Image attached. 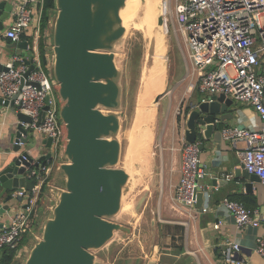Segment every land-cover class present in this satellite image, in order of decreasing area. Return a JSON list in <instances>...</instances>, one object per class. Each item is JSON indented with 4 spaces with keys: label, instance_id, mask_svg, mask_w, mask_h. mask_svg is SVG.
Listing matches in <instances>:
<instances>
[{
    "label": "water",
    "instance_id": "95a60500",
    "mask_svg": "<svg viewBox=\"0 0 264 264\" xmlns=\"http://www.w3.org/2000/svg\"><path fill=\"white\" fill-rule=\"evenodd\" d=\"M127 0H56L57 17L53 27L52 77L58 84L61 100L60 118L66 124L67 143L61 156L63 162L58 170L64 176V188L58 196L49 217L42 227V238L31 248L24 264H95L94 251L105 246L116 231L130 232L128 226L112 220L122 208L124 189L129 173L119 167L122 143L118 138L121 116L120 69L116 62L115 48L124 37L126 27L121 9ZM0 4V29L4 14ZM166 19L162 15L158 24ZM167 23V22H166ZM24 50L28 42H14V47ZM29 62L32 59H28ZM34 68L32 64L31 69ZM162 94L155 98L158 103ZM202 96L189 106L186 114L184 139L196 142L204 148V139H211L215 129L233 114L226 112L233 99L224 94L214 96L212 101ZM10 108L15 112L14 103ZM47 105L41 112L39 123L44 120ZM107 111V112H106ZM17 140L24 145L33 142L28 137L36 133L26 129L23 123L31 118L18 112ZM51 147L52 139H46ZM16 154L8 156L7 163L0 166V199L9 202L22 201L14 192L20 188L32 191L36 181L28 176L26 167L54 165L51 150L38 159L29 149L15 145ZM5 162V160H4ZM212 189L227 182V177L248 179L246 188L251 190L260 178L250 174L242 164L239 168L227 165L216 168ZM198 190V203L210 193V186Z\"/></svg>",
    "mask_w": 264,
    "mask_h": 264
},
{
    "label": "built area",
    "instance_id": "2783aa9c",
    "mask_svg": "<svg viewBox=\"0 0 264 264\" xmlns=\"http://www.w3.org/2000/svg\"><path fill=\"white\" fill-rule=\"evenodd\" d=\"M45 4L46 0H17L14 20L5 36L18 42L33 24L36 23L38 29L29 47L30 56L15 54L7 62H0V89L2 105L10 107L14 103L17 112L31 118V122L23 123L26 129L33 128L52 139L55 165L60 161L58 157L62 156L68 139L66 124L59 114L61 104L52 97L58 84L40 70V23ZM172 13L166 12V18L175 20L185 32L192 64L190 72L197 77V88L203 96L212 101L214 96L224 94L252 107L258 114L260 124L226 126L221 129V134L223 139L234 144L245 141L241 151L242 164L250 174L258 176L264 186V0H175ZM47 105L44 120L39 123ZM15 145L24 146V142L18 139ZM182 151V174L176 199L193 207L198 202V190L202 189L200 180L207 170L201 161L198 141H185ZM26 169L36 184L31 192L20 188L14 193L26 199V206L14 213L10 224L0 223V259L5 247H14L30 230L28 222L42 187L47 185L50 189V164L36 168L32 163ZM220 205L234 217L241 231L248 226L263 227L257 235L255 250L264 259V221L259 208H249L231 198H224ZM219 226V222L214 224L215 229ZM41 238L35 236V241ZM224 245L223 259L227 263L250 264L241 257L242 246L238 241L227 238Z\"/></svg>",
    "mask_w": 264,
    "mask_h": 264
},
{
    "label": "crops",
    "instance_id": "0c3cea01",
    "mask_svg": "<svg viewBox=\"0 0 264 264\" xmlns=\"http://www.w3.org/2000/svg\"><path fill=\"white\" fill-rule=\"evenodd\" d=\"M0 4H2L1 12L5 16L2 21L3 29H0V62H7L15 54L30 56L31 49L29 47L33 44L38 29L36 23L20 41L28 42L26 45L28 49L21 48L24 46L23 43L20 48L14 47V42L5 36V31L14 20L17 0H0ZM52 36L53 25L49 20L46 38L49 48L53 45ZM185 41L187 43L186 39ZM25 51H27L26 55H24ZM47 55L51 71L54 61L53 51L49 49ZM190 74L192 77L191 72L189 76ZM194 77L196 90L183 98L185 107L196 102L197 99L193 98L195 94H201L198 100L203 96L197 88V77L193 76L192 78ZM204 97L207 98V96ZM190 110L188 108L187 113ZM226 112L232 113L233 117L223 120L221 128L214 130L212 138L203 141L204 148L201 149L200 157L202 164L206 167L207 174L200 180V186L204 190L203 187L209 185L211 191L209 194H205L202 203L197 202L193 207L186 206L176 199L182 174L185 118H183V125L179 131L175 126L174 118L170 117V114L168 115L160 139L159 164L158 167L154 164L148 180L147 198H152V202L147 208V216L139 222L138 217H141V213H139L135 218L136 225L139 227H129L130 232L116 231L114 237L105 246L94 251L96 254L95 264H229L223 259L226 250L224 241L227 238L241 244V257L249 261L250 264H264V259L255 250L257 235L263 230V227L248 226L241 231L238 229L234 217L220 205L224 198L235 199L249 208H259L264 221V186L260 181H255L252 189L249 190L245 185L249 180L243 176L235 177L234 173L227 177V182L218 185L216 189H212L211 186L212 178L217 176L216 168H225L227 165L239 168L242 165L241 151L245 147V141L241 140L234 144L230 140H225L222 137L221 129L235 124L244 126L253 123L260 124V118L256 111L240 102L234 101L231 106H228ZM18 123V112L1 104L0 89V166L7 163L8 156L16 154L13 151L16 147ZM28 137L33 138V142L24 145L22 149H29L35 159L51 152V147L47 146L46 139L48 137L45 134L29 132ZM155 139L156 131L153 133V142ZM58 162L61 163L63 160L60 159ZM57 163L53 165L52 170L56 166L55 168L59 171ZM47 164L51 165V163ZM60 175V179L64 183V176ZM49 183L50 189L47 193L45 206L46 209L49 207L47 210L51 213L58 189L64 188V185L50 181ZM25 206V198L17 202H9L5 197L0 199V223L10 224L14 213L22 210ZM205 207L209 210L204 211ZM120 222L126 224L125 221ZM218 222L220 226L215 229L214 224ZM30 239L18 252L20 256L29 249Z\"/></svg>",
    "mask_w": 264,
    "mask_h": 264
},
{
    "label": "rangeland",
    "instance_id": "374dc122",
    "mask_svg": "<svg viewBox=\"0 0 264 264\" xmlns=\"http://www.w3.org/2000/svg\"><path fill=\"white\" fill-rule=\"evenodd\" d=\"M158 1V2H157ZM139 5L143 6L146 4L147 0H138ZM161 4V5H160ZM166 22L163 25V35L166 43V56H165V68H166V86L162 91V97L158 103L155 102V98L160 95L156 93L146 104L143 109V113L154 114L152 122L153 133L156 131V139L149 145L150 161L147 170L143 172L142 166L139 162L135 163V167L139 169V173H135V170H130L124 165V157L126 153V148L128 145L129 135L131 128L134 123V118L136 115L137 100L140 91L142 75L144 68L152 63L154 60V55L156 54L155 36L154 32L149 28L137 29L130 26H126V33L124 37L117 43L116 52V62L118 68L120 69V86H121V105L116 110L117 113L122 114L121 116V129L118 134V138L122 143V154L119 162V167H123L129 172V179L123 193L122 198V208L120 212L112 218V220L120 222L125 221V226L130 228L139 227L136 225L135 218L141 213V217H138L139 222L144 220L147 216V208L152 202V198L148 197V180L152 174V167H158L159 155H160V139L161 135L165 129L168 115L174 118L175 126L180 131L183 125V118L186 121V114L189 106L185 107V102L183 98L188 96L190 93L195 92L196 86L195 77L192 78L191 74V62L188 58V45L185 41L186 35L182 28L173 19L166 18V12L172 13L175 9V0H156V10L154 11V30L156 32L158 24V18L160 14V9L162 10ZM160 14V15H158ZM173 14V13H172ZM57 17V9L55 8L51 13H49V18L51 24L54 27ZM162 46L164 43L162 42ZM27 51H25V54ZM40 70L44 71L53 81L51 77L52 69L50 71L49 65H45L42 60ZM51 72V73H50ZM194 84V86H193ZM201 94H195L194 99H198ZM53 99L57 104L60 103V97L56 89H54L52 94ZM173 103V104H172ZM146 108V109H145ZM151 111H153L151 113ZM107 112V111H106ZM144 120L139 126L141 131L145 127ZM61 159L59 155L58 160ZM52 170L50 182L58 183L64 185L63 181L60 179V171L55 168ZM140 167V168H139ZM137 179V180H136ZM139 179V182H138ZM136 184H135V182ZM132 183H134L132 185ZM132 185V186H131ZM51 202V201H50ZM49 202V204H50ZM49 208V207H48ZM47 208V209H48ZM44 207L41 214L39 213L38 225L31 228V236L28 244L29 249L26 252L17 254L18 261L15 264H24L29 253L30 248L33 247L37 241H35V236H42V227L44 221L49 217V211ZM142 211V212H140ZM49 213V214H48ZM121 223V222H120ZM124 232V231H123ZM21 251V250H20ZM19 255V256H18ZM112 260V259H111Z\"/></svg>",
    "mask_w": 264,
    "mask_h": 264
},
{
    "label": "bare ground",
    "instance_id": "6f19581e",
    "mask_svg": "<svg viewBox=\"0 0 264 264\" xmlns=\"http://www.w3.org/2000/svg\"><path fill=\"white\" fill-rule=\"evenodd\" d=\"M139 3L140 2H138V0L126 1V5L121 9L123 23L126 26L131 25L137 29L149 28L152 30L155 36L156 54L154 55L155 57L152 63L144 68L143 71L137 100L138 110H136L135 120L131 128L126 148L127 150L125 153V166L128 167V169H135L136 173H139V169L135 167L136 162L141 164L143 168L141 172H143V170H147L150 161L149 145L151 144L153 137L151 127L152 122L154 121L153 111H151L152 114H144L143 109L146 104H148L149 100L156 95V93H162L166 86L167 74L165 68L166 43L164 38L165 35H163L162 32L164 24L157 26L156 32L154 30V11L156 10V0H147L146 4L143 6H140ZM160 11V14L163 13L164 15L163 6ZM162 42L164 43V46H162ZM143 120L147 123H145L146 125L143 130L138 131ZM133 184L134 183H132V185Z\"/></svg>",
    "mask_w": 264,
    "mask_h": 264
},
{
    "label": "trees",
    "instance_id": "16d2710c",
    "mask_svg": "<svg viewBox=\"0 0 264 264\" xmlns=\"http://www.w3.org/2000/svg\"><path fill=\"white\" fill-rule=\"evenodd\" d=\"M56 8V0H46L45 4V12L41 19L40 23V37H39V51L41 60L45 63V65H49L50 61L48 59L47 52L50 49L47 45V29L49 28V13ZM49 188L47 185H44L40 191L36 204L34 206L33 213L29 219L28 226L31 228L38 225V217L39 213L41 214L42 210L45 206V201L47 199V193ZM30 230L24 233L21 239L15 244L14 247L7 246L2 250L0 264H15L18 261L17 254L20 249L23 247L25 243H27L28 239H30L31 233Z\"/></svg>",
    "mask_w": 264,
    "mask_h": 264
}]
</instances>
